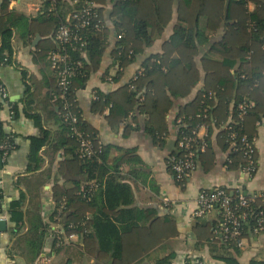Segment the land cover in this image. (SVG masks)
Wrapping results in <instances>:
<instances>
[{
	"label": "trees",
	"instance_id": "1",
	"mask_svg": "<svg viewBox=\"0 0 264 264\" xmlns=\"http://www.w3.org/2000/svg\"><path fill=\"white\" fill-rule=\"evenodd\" d=\"M95 1L105 27L102 30L83 28L82 33L87 40L84 50L79 46L71 50L73 60L82 62L71 89V98L75 100L77 111V91L84 88L91 74L99 69L110 45L111 30L106 23L109 0ZM1 2L0 62L7 64L13 53L14 28L27 19L11 7L10 0ZM250 2L254 4L252 10L248 6ZM78 7L79 2L75 3V0H43L41 10L30 20L28 29L29 33H39L45 37L41 43L42 57H49L56 48V30ZM175 9L177 22L163 44V51L143 61V71L137 79H131L107 94L97 91L99 96L93 101V110L103 112L109 107L107 119L112 124L125 121L131 113V124H138L139 117L143 115L145 124L152 128L153 136L164 137L168 134L167 115L174 101L188 97L204 79V90L200 89L192 100L180 108L177 119L182 116L184 124L180 126L177 122L178 136L182 130L198 124L206 125L207 147L199 154V164L209 170L216 161L212 133L216 128L218 142L226 152L228 169L240 170L246 164V159L242 153L232 150L230 133L237 131L249 136L257 135L258 122L264 120V0H111L108 16L114 23L116 34L114 64H119L116 81L120 80L126 67L143 55L165 31ZM220 30L222 36L217 38ZM83 52L87 58L82 57ZM199 55L201 58L198 62ZM209 91L215 92L217 98L205 99L203 94ZM54 92H58L57 79ZM204 100L211 105L206 118L199 116ZM243 100L253 101L254 104L248 108L242 120L238 105ZM56 102L60 104L58 100ZM79 114L80 128L92 133L97 143V133L87 126ZM32 117L41 124L39 115L34 114ZM226 123L231 125V130L223 128ZM62 126V135L56 139V144L64 148L65 158L60 161L59 170L70 173L73 179L70 183L54 184L52 196L55 209L49 221L45 223L39 216L25 233L36 258L46 245L47 226L59 220L63 223L65 233L74 231L80 234L90 253L101 259L110 258L111 264H133L163 239L178 233L176 222L171 217H158L154 208L134 205L132 186L123 178L120 170L121 164L127 159L138 160L137 155L130 157L132 150H126L112 164L107 160V146H102L100 160L84 159L79 155L77 138L70 134L63 122ZM15 138L16 135L8 133L0 121V145L8 142L11 153L17 147ZM49 139L46 130L40 135L29 137L31 143L27 171L41 167L39 151L50 143ZM0 156L3 157L1 148ZM85 169L87 172L83 183L75 184L74 178L81 176ZM92 182L96 184L95 187L84 196L82 187L89 188ZM237 194L238 191L232 193L233 197ZM4 199L5 194L0 187V204ZM25 199L22 193L7 206L9 219L13 223L10 227L13 236H18L25 226ZM64 200L66 204L62 209ZM261 205H264L261 198L253 204L255 208ZM250 218L245 223L241 235L243 239L252 235L253 223ZM212 237H215L214 232ZM129 242L138 250L135 258H130L129 250L133 245H129ZM224 245L237 251L240 248L234 243L224 242ZM173 257L170 254L159 258L154 264H172ZM252 264L262 263L253 260Z\"/></svg>",
	"mask_w": 264,
	"mask_h": 264
},
{
	"label": "crops",
	"instance_id": "2",
	"mask_svg": "<svg viewBox=\"0 0 264 264\" xmlns=\"http://www.w3.org/2000/svg\"><path fill=\"white\" fill-rule=\"evenodd\" d=\"M43 0H26L15 6L19 14L27 21L14 28L13 53L10 63L0 65V80L5 85L8 96L0 92V121L8 133L16 135L17 147L9 154L3 168L0 169L2 183L0 187L5 194L6 211L10 201L25 194V226L18 236L10 233L12 222L7 212V229L0 230V264H39L43 256L50 259V264H111L110 258H99L90 253L83 238L77 232L65 233L66 241L57 245L52 224L46 228V245L40 256H35L31 244L26 240L25 233L40 216L45 223L49 221L55 209L52 188L56 182L70 183L72 175L59 170L60 161L65 158L63 147L57 145V138L62 135V122L59 114V104L54 100V87L57 74L51 67L48 57L41 56V43L45 37L39 33H29L30 20L41 10ZM0 0V15H1ZM249 9L254 8L249 3ZM111 0L107 6L106 23L111 30L110 45L103 56L101 66L95 70L86 86L77 91V107L81 117L93 132L97 133L99 141L107 146L108 163L112 164L126 150H132L130 157L138 156L121 164V175L130 183L134 193V205L144 208H154L157 216L167 215L177 225L178 233L165 238L147 254L141 255L133 264H154L165 256L173 254L172 264H190L197 259L202 264H252L253 260L264 264V232L251 235L243 241L239 250L224 245L217 236L216 227L220 219L216 210L210 216L195 218L193 211L197 206V195L201 189L226 187L231 193L243 191L248 194L264 192V120L257 126L259 167L257 172L249 177L240 170H229L226 165V152L218 142L215 128L213 146L216 151L215 165L209 170L198 165L197 170L185 182L180 183L175 178L169 165V157L177 149L179 125L177 116L180 108L192 100L200 89L204 90V79L199 82L192 93L186 98L174 101L167 115L168 134L155 137L151 127L145 124V117H139V123L131 124L132 118L123 122L110 123L107 115L110 108L103 112L93 110L92 94L99 91L107 94L117 87L128 83L136 72L143 68V61L152 54L163 51L164 42L173 32L177 22L175 9L171 22L165 31L156 38L154 44L143 55H139L123 72L119 81L115 80L117 69L114 64L113 50L116 44L114 23L108 16ZM222 36V30L216 35ZM82 57L87 58L86 53ZM201 55L197 57L200 61ZM31 114V115H30ZM40 116L39 125L32 115ZM131 125V126H130ZM48 131L50 143L43 146L39 155L42 165L35 171H27L30 154V136L40 135ZM201 135L207 134V127L200 130ZM87 169L74 183H83ZM60 228L64 230L63 223ZM214 232L215 237H212ZM129 250L130 258H135L138 250ZM138 257V256H137ZM235 262V263H233Z\"/></svg>",
	"mask_w": 264,
	"mask_h": 264
},
{
	"label": "built area",
	"instance_id": "3",
	"mask_svg": "<svg viewBox=\"0 0 264 264\" xmlns=\"http://www.w3.org/2000/svg\"><path fill=\"white\" fill-rule=\"evenodd\" d=\"M26 0H10V5L15 8L16 5L22 4ZM79 2V7L73 13H70L67 18L62 21L54 34L56 48L49 54L51 67L57 74L58 92L54 94V100H58L59 114L62 122L69 128L70 134L77 138L79 142V155L84 159L96 158L100 160V154L103 151V144L94 141L92 133L80 128V111L75 110L74 101L71 98V89L73 79L78 74L79 67L82 66L80 60H73L71 50L77 49L79 46L84 50L87 43L85 35L82 33L83 28L92 27L95 30H102L105 23L98 11V5L95 0H75ZM121 37V36H119ZM85 53V52H83ZM82 53V54H83ZM5 64V62H0ZM115 68L119 69V64H115ZM143 68H140L133 76L132 80L138 78L142 74ZM244 77V75H243ZM132 87L133 84H131ZM0 92L3 97L8 96L5 85L0 80ZM97 91L93 92V99L98 98ZM205 99H216V93L209 91L203 94ZM204 104L199 116L207 117L211 105L207 101H202ZM254 104L253 101L243 100L239 103V116L243 120L248 108ZM132 113L129 115V118ZM177 122L180 126L184 124L183 117H179ZM262 121L258 122L261 125ZM206 127L205 124H198L189 129L182 130L177 138V149L169 157V165L173 171L175 178L178 181H185L193 175L199 165V154L206 150L207 141L205 135L200 134L201 128ZM223 128L231 130L230 124L226 123ZM229 138L231 139V147L235 152H240L246 159V164L241 168V171L252 177L258 170V138L257 135L249 136L247 133H239L232 131ZM3 150V162L7 160L10 154V144L4 142L0 145ZM231 162V159H228ZM227 165V164H226ZM123 169V167H121ZM2 179L0 176V184ZM92 182L89 188L82 187L83 195L92 192L95 187ZM258 198L262 199L264 204V192L247 193L239 190L236 197L223 186L215 188L201 189L197 195V206L193 211L195 218H204L213 214L216 210L219 211L220 219L216 227V234L225 243H234L238 247H243L244 239L241 235L245 230V223L251 216L253 223L252 235H259L264 232V205L257 208L253 206ZM62 209L65 208L66 201L62 203ZM0 219L7 220V211L4 200L0 204ZM59 219V216L57 217ZM60 221V220H59ZM69 226H73L70 224ZM53 233L57 239V245H62L66 241L63 229L60 224L52 225ZM39 264H50V259L47 256L40 258ZM190 264H202L200 260H193Z\"/></svg>",
	"mask_w": 264,
	"mask_h": 264
},
{
	"label": "water",
	"instance_id": "4",
	"mask_svg": "<svg viewBox=\"0 0 264 264\" xmlns=\"http://www.w3.org/2000/svg\"><path fill=\"white\" fill-rule=\"evenodd\" d=\"M4 166L3 159L0 156V169H2ZM7 229V222L6 221H0V230H6Z\"/></svg>",
	"mask_w": 264,
	"mask_h": 264
}]
</instances>
